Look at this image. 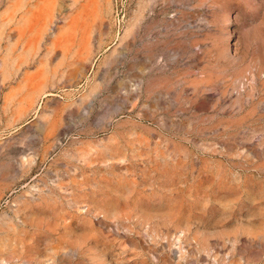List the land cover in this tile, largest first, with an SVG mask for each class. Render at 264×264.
Listing matches in <instances>:
<instances>
[{"label":"rangeland","instance_id":"374dc122","mask_svg":"<svg viewBox=\"0 0 264 264\" xmlns=\"http://www.w3.org/2000/svg\"><path fill=\"white\" fill-rule=\"evenodd\" d=\"M0 264H264V0H0Z\"/></svg>","mask_w":264,"mask_h":264}]
</instances>
